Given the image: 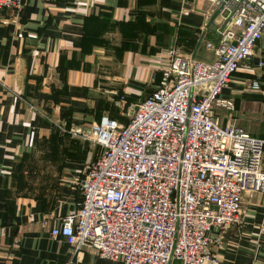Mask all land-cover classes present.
Segmentation results:
<instances>
[{"label": "crops", "instance_id": "1", "mask_svg": "<svg viewBox=\"0 0 264 264\" xmlns=\"http://www.w3.org/2000/svg\"><path fill=\"white\" fill-rule=\"evenodd\" d=\"M212 10L206 0H22L0 8V264H119L92 248L72 251L49 233L79 197L76 181L99 149L73 128L103 114L125 121L151 90L161 50L177 46L183 55L207 57L202 41L213 36L205 18ZM255 56L259 40L221 91L234 103L221 119L260 135L264 71ZM255 78L258 89L249 86ZM40 146L49 150L47 164L26 178V160ZM263 228L264 192L246 190L240 222L224 228L221 246L213 247L217 264H264Z\"/></svg>", "mask_w": 264, "mask_h": 264}, {"label": "built area", "instance_id": "2", "mask_svg": "<svg viewBox=\"0 0 264 264\" xmlns=\"http://www.w3.org/2000/svg\"><path fill=\"white\" fill-rule=\"evenodd\" d=\"M206 1L214 9L222 0ZM21 2L0 0V8ZM210 21L207 57L161 50L151 90L125 121L103 114L73 128L99 149L76 181L79 197L49 229L72 251L92 248L119 264H217L213 247L240 222L242 193L264 192V133L221 119L234 109L221 91L264 32V0H224ZM249 86L258 89L259 79Z\"/></svg>", "mask_w": 264, "mask_h": 264}, {"label": "rangeland", "instance_id": "3", "mask_svg": "<svg viewBox=\"0 0 264 264\" xmlns=\"http://www.w3.org/2000/svg\"><path fill=\"white\" fill-rule=\"evenodd\" d=\"M217 111L224 112V113L226 112L225 110H222L220 108H217ZM232 111L233 110H229V112L227 114L228 117L231 116ZM47 151L49 152L48 149H45V148H43V146H40L38 149V153L35 156H33V157L29 156V158H27L26 163H25V173H24L25 175H27L26 178L31 177V175L34 176V174H39L40 173V167H42V164L46 166L47 162H45V158L46 157L48 158V156H49V153L47 155ZM16 181L22 182L23 180H20L17 177ZM25 181L27 182L25 189L28 190L30 185H31L30 184L31 182H30V180H27V179H25Z\"/></svg>", "mask_w": 264, "mask_h": 264}, {"label": "water", "instance_id": "4", "mask_svg": "<svg viewBox=\"0 0 264 264\" xmlns=\"http://www.w3.org/2000/svg\"><path fill=\"white\" fill-rule=\"evenodd\" d=\"M223 1L224 0L220 1V3L212 10V12L209 16V21L218 13L219 9L223 5ZM200 38H201V34L196 41V44H195L196 46L198 45ZM255 50H256V47H255ZM193 55H194V50H193L191 56H193ZM253 61L255 64L260 62L262 64L260 68L264 71V34H262L259 38V56H255L253 58ZM262 76L264 77V74H262Z\"/></svg>", "mask_w": 264, "mask_h": 264}]
</instances>
